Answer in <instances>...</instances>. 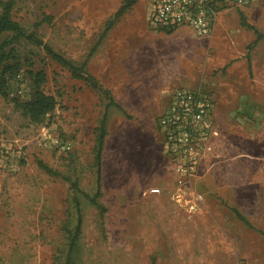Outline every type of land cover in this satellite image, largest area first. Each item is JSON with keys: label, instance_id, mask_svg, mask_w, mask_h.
<instances>
[{"label": "rangeland", "instance_id": "rangeland-1", "mask_svg": "<svg viewBox=\"0 0 264 264\" xmlns=\"http://www.w3.org/2000/svg\"><path fill=\"white\" fill-rule=\"evenodd\" d=\"M124 1L0 0V15L11 4L27 33L1 35L8 57L0 70V142L22 145L24 157L2 175L0 264H67L69 233L75 232L72 264H264V159L230 164L212 147L183 184L158 126L174 88L199 87L214 94L217 108L224 103L220 124L229 132L222 149L264 142V37L247 44L245 53H232L229 63L228 54L217 52L214 68L209 37L189 27L151 30V0H138L101 39ZM241 11L264 33V0L225 8L218 22L223 13L240 19ZM34 38L77 63L87 59L88 70L121 107H107L105 93L75 78ZM242 55L245 65H239ZM40 70L46 73L43 90L58 103L36 121L24 104L35 94ZM105 112L97 203L86 192L98 189L95 145ZM239 125L255 129V138L237 139ZM55 137L71 148H59ZM40 160L77 180L80 189Z\"/></svg>", "mask_w": 264, "mask_h": 264}, {"label": "built area", "instance_id": "built-area-1", "mask_svg": "<svg viewBox=\"0 0 264 264\" xmlns=\"http://www.w3.org/2000/svg\"><path fill=\"white\" fill-rule=\"evenodd\" d=\"M258 0H151L149 28L171 33L189 27L208 38L214 32L220 12L230 6L246 8ZM216 97L199 87L177 86L169 94L165 111L159 117V134L165 153L173 162L179 181L187 184L198 173L199 166L212 148L211 139L217 133ZM54 143L63 150L71 142L55 137ZM24 157L22 145L0 142V209L4 206L2 175L15 170Z\"/></svg>", "mask_w": 264, "mask_h": 264}, {"label": "trees", "instance_id": "trees-1", "mask_svg": "<svg viewBox=\"0 0 264 264\" xmlns=\"http://www.w3.org/2000/svg\"><path fill=\"white\" fill-rule=\"evenodd\" d=\"M138 0H125L123 4L120 6V8L116 11V13L110 18V20L107 23V26L104 30V32L101 35V39L107 34V32L113 27L115 21L120 18L122 15H124L127 10H129ZM12 6L11 4H6L3 12L0 15V70L3 69L5 60L7 59L8 55L5 51V46L8 43L7 40H2L1 35L2 33L6 31H16L18 34L27 35L26 31L24 30L22 24L15 20L11 14ZM241 19L242 24L246 26L249 29H253L256 33V38L251 42V44L256 43L261 38L264 37V33L259 31L255 28L254 25H252L246 16V14L241 11ZM31 36V35H29ZM32 37V36H31ZM38 43L43 44L44 41L40 38H34ZM250 44V45H251ZM46 50L48 51L51 56L60 62L64 67L68 68L73 76L75 78L84 79L86 82H88L92 87L95 89L100 90L101 92L105 93L109 97L108 105L116 104L119 107L120 104L116 102L114 97L112 96V92L110 89L104 87L99 79L91 73L87 68L88 60L86 59L82 63H77L73 59L67 57L66 55L56 51L51 44L44 43ZM3 75V74H2ZM46 80V73L43 70H40L35 73V83H36V91L29 101H27L24 104V110L26 113H28L33 120L39 121L43 116H45L47 113L52 112L56 106H57V97L53 94L47 93L42 88V83ZM107 112H105L101 123L98 127L97 131V142L95 145V154H96V162L98 164V189L95 194H90L86 192V195L93 201L98 202V197L102 194V170H101V164H102V153L103 148L105 144V137L107 134ZM39 164L47 170L49 173L54 175H60L64 177L67 180H70L72 182V186L75 189H80L79 183L77 180H73L71 176H67L63 174L62 172L58 171L57 169H54L53 167L46 164L44 161L40 160ZM101 205L102 209H105V206L103 204ZM237 215L243 219L248 225L251 227H254V224L238 209L234 208ZM79 228V226H78ZM260 230V229H259ZM263 233L264 231L261 230ZM77 233H69L70 237V249L69 254L67 256V264H72V251L75 243ZM155 264V261H154Z\"/></svg>", "mask_w": 264, "mask_h": 264}, {"label": "crops", "instance_id": "crops-1", "mask_svg": "<svg viewBox=\"0 0 264 264\" xmlns=\"http://www.w3.org/2000/svg\"><path fill=\"white\" fill-rule=\"evenodd\" d=\"M254 38V33L251 30L242 24V19H238V15L235 13H223L219 22H217L214 32L208 39V45L212 52L211 55V66L217 68V52L228 54L226 58V62H232V57L230 56L232 53H245L246 45L251 44L252 39ZM239 40V42H238ZM238 43V44H237ZM241 62L239 65H245L247 62L244 60V56L242 55ZM249 63V61H248ZM224 109V103H221L218 108L215 110V119L217 124V133L212 137L211 143L212 147L217 148V154L220 160H227L230 164H237L241 160L245 159L247 162H253L256 159H264V142L260 144L253 142H247L243 144L242 142L235 143V146L225 147L222 149L221 140L225 137L226 133L229 131L224 127L223 124H220L221 121H224V116L222 111ZM247 120V117H244ZM244 119V122L246 120ZM248 124V123H246ZM250 127H254L255 124ZM239 130L235 131L237 134L236 138L240 139V137H249L255 138V129L249 130L242 125H239ZM264 127V126H263ZM260 131V130H259ZM233 132V131H231ZM261 134V133H260ZM227 137V136H226ZM260 137V135H259ZM231 139H233L231 137ZM232 141V140H231ZM234 144V142H232Z\"/></svg>", "mask_w": 264, "mask_h": 264}]
</instances>
